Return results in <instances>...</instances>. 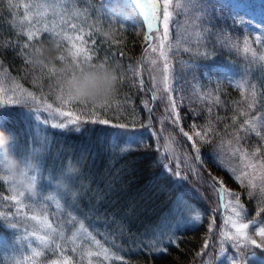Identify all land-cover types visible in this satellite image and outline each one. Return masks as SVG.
I'll return each instance as SVG.
<instances>
[{"label": "snow or ice", "instance_id": "1", "mask_svg": "<svg viewBox=\"0 0 264 264\" xmlns=\"http://www.w3.org/2000/svg\"><path fill=\"white\" fill-rule=\"evenodd\" d=\"M71 3V0H56V4L64 5L65 7ZM56 4H48L47 7L41 5L43 11H37L36 17L41 18L46 13L51 11L54 16L59 17V24L52 23L49 26L47 23L44 24L43 28L40 27H30V30L27 31V40L29 42L33 41L34 38H39L41 35H47L51 32L52 36L58 38V41L62 46L64 43L71 47L72 63L76 66L81 65L85 62H91L93 60V52L86 47L85 32L82 27L76 23H71L69 20L64 19L65 15H71L70 11L61 12ZM175 4V8L173 7ZM234 8L244 9L251 8V4H233ZM26 9L29 8V5L25 4ZM135 10H138L136 12ZM181 10L185 15H192L197 22V39H202L204 36H211L213 34L212 30L216 27L215 22L221 21L227 23L229 16L225 13L224 9L217 7L212 3V0H180L179 3L176 0H108L107 3L102 4L101 15L111 20H115L121 23L123 26L124 22H132L142 17V24L146 26L147 31L144 34L145 42V59L147 60L148 53H157L160 58H163V92L167 95V102L165 105V119L172 126L173 132H176V135L182 138L176 141V143L184 145L187 144L188 147L185 148L187 155L174 156L169 159L168 163H164L161 166L159 160L153 162V166L160 167V176L162 179L170 180L173 184L176 185L177 195L173 201V207L179 211L181 214L176 220L174 225V231L172 235L165 238L164 231H157V239L147 245H143L140 250H146L149 255H162L166 254L170 246H179L180 237L175 235L176 232L184 231H196L198 230L202 214L197 212L194 215H184V211H193L195 205L189 203L191 200L190 196H187L185 191V186L192 184V187L188 188V191L193 194L199 192H205V195L201 199H209V196L216 199L219 202V206L215 209H212L213 219L207 225V234L208 238L203 240L202 246L195 253L196 257L201 258L200 264H212L211 253L209 252L210 247L212 246V234L214 233V226L216 224L215 214L219 213L220 208L222 207L226 214L223 215L222 226L219 231V237L215 243L219 244V251L215 255L216 264H250L251 258L257 256V251L260 250L264 252V221L257 223L255 219L247 220V211L245 205L241 202V194L239 192L232 191L228 189L223 180L219 179L212 175L211 171L203 169L202 165L205 163L204 158L201 154L202 146L212 145L214 141L210 138L213 135L211 127L201 131L195 130L191 134L188 131H185L184 127L181 125L182 117L178 111L179 107H182L177 104L176 98L173 96V93L177 91L175 85L181 77L182 73H189L192 75V79L197 81L198 79H206L209 82L213 79V73H217L216 80H225L231 84L233 81L230 79L231 76H234V72H224L220 73L219 68L215 66V56H209L206 52L200 53L197 50L193 54L194 58L189 61H181L182 69L181 73L175 71V66L172 61L169 60V56L176 49L172 48L169 45V50L166 51V43L169 41V21L173 15L179 16ZM261 14L264 15V2L260 4ZM162 13V23H163V34L157 30L155 35H153L154 29L160 23L159 14ZM24 20H32L33 17L29 14L28 11L24 13ZM232 26H243L245 24H252L258 33H264V24H254L251 19H244L241 17L237 19L236 16H231ZM206 25V27H204ZM93 31L99 33L101 31V26L97 25ZM221 32L224 29H220ZM229 32L232 31V28L229 27ZM105 37L111 39L107 33L104 34ZM255 40L257 43H261V36L256 35ZM157 41L159 43H157ZM113 43H118V41L113 40ZM209 42L205 40V46ZM244 47L243 51L245 53L252 52L250 42L247 37L244 38ZM95 44V41H93ZM27 48L28 45L26 44ZM222 47L224 48H235L236 44L232 41L231 37H225L223 40ZM199 49V45H197ZM185 53H190V48H184ZM27 55V62L35 66H39L42 69H47L49 75H56L59 73L56 86L59 91L53 93L55 100L49 102V98L43 95L34 94L32 91H25L23 88L13 89V95H8V90L0 88V109H4L6 105H22L26 111H23L22 117L25 121L30 124L36 122V137L40 142V147L32 150V155L37 161V168L34 170L38 176V189L35 195L17 191L13 185L10 178L0 174V180L7 181L11 184L12 192L15 193L10 197H5V199L14 202L16 215H26V210L30 209V205L26 204L25 201H35L39 200L44 193L45 189L57 188L66 189L67 186L74 182V176L65 177L63 184L57 183L58 176L63 169V162L57 168H54L50 173L45 175L41 171L40 160L43 158L44 154L48 150L50 144L49 138L46 135V130L41 129V125H48L51 123L52 129H66L70 126H73L76 132H80L82 129L89 133L95 132V125L105 126L100 129V132L103 135L104 139L112 138L114 141H123L125 147L123 148V153L127 154L128 152L135 150L133 146H139L143 143L142 137L144 132L142 129L151 126V112L155 107L153 104L152 108H148L150 114L149 124L141 125L139 128L136 126L135 121L129 123H114L109 119L100 118L101 111L107 113L109 109L115 106L118 101L114 98V94L109 97V99L104 103H90L86 100H80L75 98L73 95L67 93L63 89L61 83V73L60 70L54 66H40L36 64L30 57L29 53ZM121 55H123L121 53ZM253 61L256 59L255 52H252ZM259 59L264 60V56H261ZM152 65L157 64V60L151 61ZM248 70L245 69V73ZM134 75L139 76L140 73H134ZM171 82V83H170ZM237 87L243 93L244 88L242 85H237ZM254 87V86H253ZM140 88L144 90L147 88V85L144 84L143 80L140 81ZM157 88V80L155 77H152V89ZM152 89H147L151 95L153 101L157 99V92ZM209 97L211 93L207 94ZM253 100L248 103V111H241L240 116H247L248 118L243 120V123L240 125L239 130L234 134L235 135V147L232 146V143H229V148L231 149L230 155L234 159H238V164L232 168H226L222 163L217 162L215 159L213 163L216 164L218 168H222L225 171H228L234 181L238 184L240 188L246 190V195L249 198H252L259 195L258 207L255 212L256 217H260L261 214H264V158L256 159L258 155H261V148L257 147L251 153L248 150L244 149L240 145L243 141L248 138V135L254 133L256 137H259L261 142H264V115H250L249 113L257 107V102L255 100V92L252 93ZM163 99V97H161ZM183 98L181 97V100ZM54 104L59 106L54 107ZM81 105L82 108L77 111L66 110L71 109L73 105ZM91 105V107H89ZM145 107H147V102H145ZM210 111V109H209ZM47 113L48 117L55 116L64 118L63 122H54L53 119L43 118V114ZM10 109H5L0 120L7 121L11 118ZM198 113H193V116H197ZM236 117H233V122L235 123ZM92 126V127H89ZM191 127L197 128V125H192ZM3 128V127H2ZM11 132V131H9ZM12 133V132H11ZM243 133L244 135H241ZM13 134V133H12ZM14 135V134H13ZM157 137V141L160 139V135L153 133ZM169 139L174 140L175 137L170 136ZM159 143H157L156 151H159ZM221 147H223V141L221 142ZM71 157V156H69ZM68 157V158H69ZM72 158V157H71ZM173 161L175 162V168L172 166ZM255 161V162H254ZM238 172V174H237ZM194 177L195 180L192 181L190 178ZM66 195V192L61 191L59 198L56 196H48L44 198V202L55 201L57 207H59V199L63 198ZM9 215H12L11 210ZM33 221H37L41 230L44 231V235H37L36 231L31 233V236L35 240L39 241V246L43 247L45 250L49 247L55 246V252L59 255L58 259H53L50 261V264H73L72 257L65 254V249L62 247V244L74 242L76 239L81 238L82 236L91 237L96 245H99V240H95V237L92 236V233L84 227L81 223L79 228H76V231L72 233L71 239L65 238L63 232L58 231L57 227L49 220L47 215L37 216L32 215L29 217ZM167 220V217L164 218ZM5 228L11 227L16 228L15 224L12 225H2ZM72 227H75L74 221L72 222ZM163 229L168 228V224L164 223L162 225ZM250 228L252 231H250ZM17 239L23 240L24 237H18ZM31 248V257L26 258L25 264H32V260L35 257H40L42 255L41 251H38L36 248ZM72 252L76 251V248L71 249ZM103 254L105 260L108 259V249L104 248L101 252H89V256H100ZM208 257V258H205ZM117 260H122L120 256L115 257Z\"/></svg>", "mask_w": 264, "mask_h": 264}, {"label": "trees", "instance_id": "2", "mask_svg": "<svg viewBox=\"0 0 264 264\" xmlns=\"http://www.w3.org/2000/svg\"><path fill=\"white\" fill-rule=\"evenodd\" d=\"M7 4V0H0V19H5L7 26V30H4L0 25V61L10 73L21 78L27 86L37 84L39 89L44 90L47 95L59 91L56 86L59 73L49 75L47 69H42L39 66H37L38 68L33 67L34 70H32L25 62L26 51L22 48V43L19 42V40H22L19 37L20 34L14 32L8 23ZM134 24L140 30L139 37L135 34L132 25L124 26L123 28L120 25H111L103 22L101 24V31L93 34L95 44L91 46L93 49V60L90 63H107L117 70L119 77V83L114 93V98L118 103L111 107L107 113L100 110V118L109 119L114 123L131 124V122L135 121L136 126L139 128L141 125L149 124L150 114L148 108H152L153 104H155L151 112V116L153 117L151 126L142 129L148 131L145 139H143V143L139 146H133L135 150L124 154L122 150L125 143L123 141L103 138L100 129L105 126L95 125L96 131L91 133L83 129L80 132H76L73 126L63 130L44 129L47 131L46 135L50 139V144L48 151L39 162L43 168H51L53 170L59 167L62 162L64 165V161L69 156L73 159L85 157L86 162L82 171L74 176V182L67 186L66 192L69 193L64 198L67 206L78 217L91 215V213H87L88 207H92L93 209L94 213H92V216L96 215L104 218L111 214L115 217L121 214L119 217L121 219L120 224L123 226L121 231L124 234L127 233L129 236L133 234L132 237H134V232L140 229L142 224H151L159 217L164 218L167 216L177 195L176 185L170 180L162 179L160 167L153 166V162L159 160L162 166V164L168 163L169 159L174 156L183 157L187 155L185 148L188 147L187 144L181 145L176 143V141L169 142L166 138V134L168 133L179 140L186 139L177 136L176 132H178V129H176V132H173L172 126L165 119L167 95L158 92V85L160 87L163 86V82L160 81L155 73L157 65H148V61L145 59L142 21L138 18ZM105 33L111 39L105 37ZM171 36L173 40L178 41L173 30ZM113 40L118 41V43H113ZM40 43L45 45L50 44L45 39L40 40ZM181 44L183 43L179 42L175 48L176 51H173L169 56V60L173 62L177 73H180L182 69L180 62L183 59L187 61L193 59V54L197 52L192 46H189L191 52L185 53ZM149 54H147V58ZM157 61L163 65L162 58L159 57ZM218 61L220 62L219 65L226 72L235 73L231 77L238 85L243 86V93L237 85L234 86L233 83L230 84L227 81L223 86L217 87L218 89L214 88V104L201 107L202 102L195 101L178 109L182 113L181 125H186L188 121H192L193 123L200 121L202 124H205L204 126L212 125L211 127H214V143H218L223 136L233 137V140H235L234 134L239 130L243 120L248 118L247 116H240V112L248 111L247 105L253 100V92H255L257 107L249 114H264V97L262 96L264 76L245 73L240 63L233 60L228 61L222 58ZM59 63V61L56 62L57 68L59 67ZM137 72L140 73L139 76L134 75ZM40 73V80H38L37 76ZM28 74L36 80H29ZM184 76L186 77V75ZM244 76L247 79L243 83H240V79ZM152 77H155L157 80V88L155 89H152ZM141 80L147 85V88L144 90L140 88ZM161 80L163 81V75ZM147 89L157 92V99L155 101H153L152 95ZM145 102H147V107H145ZM81 108L82 106L77 104L73 105L69 110L77 111L79 114ZM208 108L211 110L210 114H208ZM5 109H10L12 113L11 118L7 121L0 120V127L14 134V140L11 145L13 149L21 147L27 152L31 142L34 143L33 133L26 132V121L22 118L17 107L10 108L6 105L1 110L2 115ZM193 113H198V115L194 118ZM233 117H236L235 123L233 122ZM31 129L30 127L29 130ZM153 133L160 135L159 141H157V137ZM240 134L244 135L243 133ZM157 143L160 146L159 151L155 150ZM240 146L248 150L249 153L259 147L262 152L256 158H264V142H261L259 137H256L254 133L249 134L248 138ZM210 151H213L212 147H210ZM207 153L210 152L208 151ZM172 166L174 168L176 166L174 161ZM210 170L222 175L231 186L239 190L241 189L240 192L245 190L238 186L228 171L218 168L216 164ZM100 176L104 177V179L99 181L98 178ZM190 179L192 181L195 180L194 177ZM106 181L108 182L107 186L111 189L109 194H105ZM77 184L79 187L84 186L85 188L82 195H78L77 193ZM190 187H192V184L185 186L187 196L191 197L189 202L205 211L198 230L179 232L177 234V237H180L179 246H170L166 254L154 256L141 250L127 254L126 260L118 264H200L201 258L196 257L195 253L202 246L203 240L208 238L207 225L213 219L214 214L212 209L217 208L219 202L211 196H209V199H201L205 195V192L193 194L188 191ZM91 191H96L95 196L90 194ZM120 193L123 195L124 200H126L123 205L115 198ZM96 197L99 198L97 202ZM259 198V196L249 198L246 193H241V201L247 207L249 218H256L255 212L259 206ZM259 218L264 219V214H261ZM215 219L218 222V213L215 214ZM2 225L0 221V234L7 235ZM215 227H217L216 224ZM209 252L212 256L213 250L209 249Z\"/></svg>", "mask_w": 264, "mask_h": 264}, {"label": "rangeland", "instance_id": "3", "mask_svg": "<svg viewBox=\"0 0 264 264\" xmlns=\"http://www.w3.org/2000/svg\"><path fill=\"white\" fill-rule=\"evenodd\" d=\"M108 0H71V3H69L66 7L64 5L56 4V0H7V6L6 11L9 15L8 23L10 27L13 29L14 32L20 34V38L23 40H19L22 44V48L26 51V54H28L29 47L40 44V40L45 39L49 43L56 40L58 41V38L52 36L51 32H49L47 35H41L39 38H34L33 41L29 42L27 40V31L30 30V27H40L43 28L44 24L47 23L49 26H51L52 23L59 24V17L54 16L51 11L46 13L43 17L37 18L36 12L37 11H43V8L40 7L43 5L44 7H47L48 4H56V7L61 11H70L71 15H65L64 19L69 20L71 23H76L80 27L83 28L85 32V39L87 41L86 47L91 48L94 37L93 34L95 33L93 29L101 24L103 22L109 23L111 25H120V27L129 26L132 25V27L135 30V34H137V37L140 36V30L135 26V21L132 22H124L123 26H121V23L117 22L115 18H112L109 20L108 18L101 15L102 12V4L107 3ZM177 3L180 2V0H176ZM264 2V0H212V3L215 4L217 7L224 9L225 13L229 16V19L227 23H223L221 21H216V27L213 28L212 32L213 34L211 36H204L202 39H197V22L195 21L194 16L192 15H185L183 14V11L181 10V14L179 16L173 15L171 20L169 21V41L166 43L165 50H169V45H171L172 48H176L178 46L179 42H182L181 47L189 48V46H192L194 50H199L200 53H207L209 56H215V66L219 68L220 73L226 72L223 67H221L218 61L222 58L228 61H236L239 62L240 65L245 69H247L248 74H259L264 76V60L259 59L261 56H264V33H258L255 27L252 24H245L243 26H232L231 23V16H236L237 19H240L243 17L244 19H251L253 20L254 24H264V15L261 14L260 10V4ZM251 4L252 7L244 8V9H237L234 8L233 4ZM29 5V8L26 9L24 5ZM175 8V4L173 6ZM28 11L29 14L33 17L32 20H24V13ZM138 12V10H135ZM2 18V17H1ZM142 21V17H138ZM160 23L156 26L154 29L153 35H155V32L158 30L160 34H163V23H162V13L159 14ZM0 25L3 27L4 30H7V26L5 24V19H0ZM206 27V25L204 26ZM229 27L232 28V31L229 32ZM144 28V34L147 31L146 26L143 25ZM220 29H224L223 32L220 31ZM172 30L176 34L177 40L172 39ZM260 35L261 36V43H257L255 40V36ZM230 36L232 41L236 44L235 48H224L222 47L223 40L225 37ZM247 37L250 46L252 48V52H255L256 59L254 62L250 63V61H253V55L252 52L245 53L243 51L244 47V38ZM140 39V38H136ZM205 40H207L209 43L207 46H205ZM157 43H159L157 41ZM28 45L26 48L25 45ZM197 45H199V49H197ZM65 47H70L67 42L64 43ZM158 56V57H157ZM159 59V54L157 53H150L148 55L147 61L148 65L151 64L152 60ZM163 60V58H162ZM182 61H187L186 59H183ZM25 62L30 67V69L34 70L33 67H37L33 64H29L27 62V55L25 57ZM181 64V63H180ZM156 68V75L159 77L160 81L162 75H163V65L160 64V62L157 61ZM38 68V67H37ZM57 68V67H56ZM263 68V69H261ZM29 72V71H28ZM134 72H136L134 70ZM181 73V72H180ZM186 75V77L184 76ZM217 73H213V79L211 82H209L206 79H198L197 81H194L192 79V75L189 73H183L181 74L180 79L176 83L175 87L177 89L176 92L173 93V96L176 98V102L178 105L182 103L183 106H187L188 104L199 101L202 106H207L214 104V88L218 89L217 87L223 86L225 82L228 80H216ZM29 80H32L34 77H30V75H27ZM41 73L39 76H37L38 80H40ZM184 77V78H182ZM230 79L233 81V78L230 77ZM247 79V77H242L240 80V83H243L244 80ZM36 80V79H33ZM160 82V83H161ZM238 82V81H237ZM171 83V82H170ZM233 85H238L236 81L232 82ZM23 88L25 91H32L34 94L37 95H43L49 98V102H53L55 100V96L53 93L51 95H47V93L44 90H40L38 85H31L27 86L21 78L17 77L16 75H13L10 73V71L3 66L2 62L0 61V88H4L8 90V95H13V89L15 88ZM262 90L264 94V82L262 84ZM158 92L160 94H166L163 92V86L158 85ZM211 93V96L209 97L207 94ZM3 93H0L2 95ZM262 96L264 97V95ZM181 97L183 98L181 100ZM59 106L58 104H54V107ZM6 107V106H5ZM10 108L17 107L20 114L23 111H26L27 109L24 108L22 105H10ZM179 109V108H178ZM0 109V116H2ZM69 110V109H66ZM179 111V110H178ZM198 112V111H196ZM211 110L209 111L208 108V114H210ZM180 113V112H179ZM264 113V112H263ZM182 113H180L181 116ZM22 115V114H21ZM264 115V114H263ZM23 118V117H22ZM43 118L53 119L54 122H63L64 118H60L55 116L53 114V117H48L47 113L43 114ZM36 122L33 121L31 124H29L26 121V132L33 133V141L31 142V145L27 152L32 154V150L35 148L40 147V142L36 137ZM192 125H197V128L191 127ZM205 124H202L200 121L198 122H192L188 121L186 125H182L185 129V131H188L190 134L195 130H205L212 125L204 126ZM30 127L32 128L31 130ZM41 129H47L52 130L51 123L48 125H41ZM212 131L214 127H211ZM56 130V129H54ZM144 132V136L142 137V140L145 139V136L147 135V130H142ZM47 134V131H46ZM166 134V133H165ZM214 134V131H213ZM172 136L170 134H166V138L169 142H175L179 140L175 137L174 140L169 139V137ZM173 137V136H172ZM49 138V137H48ZM214 141V135L210 137ZM233 137H222L218 143H213L212 145H205L202 146L201 154L204 158L205 163L202 165L203 169H207L211 171V167L214 168V154H215V160L217 162L222 163L226 168H232L238 164V159H234L229 153L231 149L229 148V143H232V146L235 147V140H233ZM50 140V139H49ZM223 141V147H221V142ZM125 147V146H124ZM210 147L213 148V151H210ZM49 148V146H48ZM18 154L25 153L26 151L21 148L17 147L14 149ZM48 151V150H47ZM210 153H207V152ZM258 159V158H256ZM255 162V161H254ZM41 171L47 175L52 171V169L43 168L42 164L40 163ZM107 168V167H106ZM116 173V172H115ZM212 175L222 179L225 186L235 192L246 193V190L243 192H240L238 188H234V186H231L226 179L220 175L219 173H214L211 171ZM238 174V172H237ZM107 176V175H106ZM112 177H114L112 175ZM100 180H103L104 177L100 176ZM225 179V180H224ZM108 181V180H107ZM105 182V194H109L110 188L107 186L108 182ZM79 184V183H78ZM77 184V186H78ZM78 188V195H82L83 190L85 189L83 187H77ZM66 189H45L43 195L39 200L35 201H28L26 200L25 203L30 205V209L26 210V215H16V209L14 202L5 199V197H10L11 195L15 194L12 192L11 184L7 181L0 180V221L3 225H12L15 224L16 228H5L7 235L0 234V264H25L26 258L31 257V248L29 245H31L32 248H36L38 251H41L42 255L40 257H35L32 260V264H50V261L53 259H58L59 255L55 252V246L49 247L48 249H44L43 247L39 246V241L35 240L31 236V233L33 231L37 232V235H44V231L40 229L39 224L37 221L31 220L29 217L32 215L37 216H43L47 215L49 220L53 223L55 227H57L58 231L63 232L65 234V238L71 239V235L73 232L76 231V228H79L80 224L82 223L86 229H88L92 236L95 237V240H99V245H96L94 240L85 235L81 238L76 239L74 242L65 243L62 244V247L65 249V254L72 257L73 264H118L121 261L126 260V255L132 252H139L143 245L151 244L157 239V231H164L165 238L167 236L172 235L174 231V225L176 223L177 218L181 214L179 211H177L173 204L170 207V211L167 216V220L164 218H158L156 221H153L151 224H142L140 229H137L132 236H129L127 233L124 234L123 231H121L123 226L120 224L121 219L119 218L121 216L118 215L115 217L114 215H107L106 217H98L96 215L92 216L93 209L92 207L87 208V213H91V215H87V217H78L74 212L72 213L67 206L66 201L64 200L65 196L63 198L59 199V207H57V203L55 201H47L44 202V198L48 196H56L59 198L60 192H66ZM69 192H66V194ZM90 194L92 196H95L96 191H91ZM118 195V194H117ZM256 196H259L258 194ZM116 200L120 204H125L126 200H124L123 195L120 193ZM99 198L96 197V202ZM242 202V201H241ZM191 203V202H189ZM243 203V202H242ZM244 204V203H243ZM245 205V204H244ZM213 206V205H211ZM245 209L247 211V207L245 206ZM11 210L12 215H9V211ZM197 212L202 214V219L204 216V209L199 208L195 205V208L193 211H184L183 214L190 216L194 215ZM248 213V211H247ZM225 210L221 207L220 211L218 213V222L216 220L217 227L214 226V233L212 234V246L210 247V250H213L211 259L212 264H216L215 255L219 251V244L215 243V241L219 237V231L222 226L223 220L222 217L225 215ZM247 220L255 219L257 223L264 221V219H260L259 217L256 218H249L248 214L246 216ZM74 221L75 227H72V222ZM202 221V220H201ZM164 223L168 224L167 229H163L162 225ZM250 231L252 229L250 228ZM179 232H176L175 235L178 236ZM9 235V236H8ZM126 235V236H125ZM24 237L23 240L17 239L18 237ZM75 247L76 251L72 252L71 249ZM107 248L108 249V259L105 260L103 257V254L100 256H89V252H101L102 249ZM146 251V250H143ZM257 251V256L255 258H251L250 264H264V252H261L260 250ZM147 252V251H146ZM120 256L123 259L117 260L115 257ZM208 258V257H206Z\"/></svg>", "mask_w": 264, "mask_h": 264}, {"label": "clouds", "instance_id": "4", "mask_svg": "<svg viewBox=\"0 0 264 264\" xmlns=\"http://www.w3.org/2000/svg\"><path fill=\"white\" fill-rule=\"evenodd\" d=\"M31 59L40 66H54L59 61L61 83L65 92L90 103H104L117 89V70L104 62H85L79 66L72 63V49L52 41L49 45L35 44L28 49ZM14 136L0 127V174L10 178L17 191L32 195L37 193V161L29 153L18 154L12 147ZM86 162L85 157L64 161L57 183L63 184L65 177L78 175Z\"/></svg>", "mask_w": 264, "mask_h": 264}]
</instances>
